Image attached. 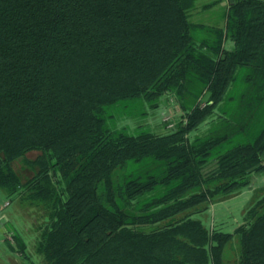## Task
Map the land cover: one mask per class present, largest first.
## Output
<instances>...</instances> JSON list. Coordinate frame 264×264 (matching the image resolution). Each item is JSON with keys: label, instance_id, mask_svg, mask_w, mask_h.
I'll use <instances>...</instances> for the list:
<instances>
[{"label": "trees", "instance_id": "1", "mask_svg": "<svg viewBox=\"0 0 264 264\" xmlns=\"http://www.w3.org/2000/svg\"><path fill=\"white\" fill-rule=\"evenodd\" d=\"M189 4L0 0V186L46 206V264H226L235 235L239 264H264V187L234 232L195 217L264 175V127L191 134L212 123L241 67L264 101V0H229L225 29L201 43ZM133 99L147 119L134 127L149 129L110 127L105 106ZM168 100L182 109L174 126L150 123Z\"/></svg>", "mask_w": 264, "mask_h": 264}, {"label": "rangeland", "instance_id": "2", "mask_svg": "<svg viewBox=\"0 0 264 264\" xmlns=\"http://www.w3.org/2000/svg\"><path fill=\"white\" fill-rule=\"evenodd\" d=\"M224 18L225 11L223 6L206 10L200 16H192L191 21L194 24L192 33L195 40L201 43L204 40L208 41L212 37L217 38L218 34L226 27V25H224ZM199 22H204L203 26L198 24ZM226 47H232L230 38L226 40ZM247 71L248 68L245 67H241L237 71V80L232 84L228 92L229 94H227V97L217 106L210 117L211 121L214 119L212 123H202L191 133L192 136H196L197 134L206 136L212 129H225L229 121H232V129H234V127H240L241 124L247 123V121L250 122L247 127L248 136H250V138L255 137L259 133L260 129L264 127V101L253 102L256 93L245 82V73ZM243 93H247V96L245 95L243 97ZM194 102L195 101L192 103ZM164 103L166 104L153 110L151 117H148L150 123L153 122L154 125L155 123L158 125L162 122L165 123L164 120L166 121L165 118L169 115L171 116L170 122L175 123L176 120L179 119V116L182 114L180 105L169 100ZM145 107L146 104L140 99L121 101L117 104L105 106L107 124L110 127L117 126L121 128L126 124L125 122H128L132 123L133 126L131 128L128 127L131 132L139 133L142 130H148L150 126L134 127L140 120L145 119V116L142 114ZM146 120L147 119L143 122ZM166 128L168 129V127ZM237 136L238 137L234 138V141L243 139L242 135L239 134ZM226 146H228V144ZM34 155V152L30 153L29 157L34 158ZM215 165V162H210L206 166L205 171H211ZM16 167L17 170L21 171L20 173L22 174L23 180L33 175V171L24 159L18 160ZM260 187H264V175L254 174L251 183L243 187L239 193H235V195L224 200L210 204L206 210L195 214V217L204 220L203 222L208 226L214 225L217 229L222 231L234 232L235 229L243 223L245 212L252 203L256 189ZM46 212L47 209L44 204L41 203L36 205L31 203L28 199L20 198L18 193L10 194L4 187L0 186V221L9 219L12 222L6 224V228L8 229L7 240H9L11 244L17 245L18 242L16 241L15 235L21 231L23 235L26 234L24 237L29 242L30 250H34L42 232L41 228L46 220ZM12 224L14 225L12 226ZM38 228H40V230ZM3 247L5 250H8V243L0 242V259H4L3 253L5 250ZM16 248L18 249L14 255L18 263L12 261V264H22V262L25 261V263L28 264L29 262L26 257L28 254L23 253L19 247L16 246ZM240 251L239 236L235 235L225 247V263L239 264ZM8 252L10 253V251ZM5 262H7L6 258Z\"/></svg>", "mask_w": 264, "mask_h": 264}, {"label": "crops", "instance_id": "3", "mask_svg": "<svg viewBox=\"0 0 264 264\" xmlns=\"http://www.w3.org/2000/svg\"><path fill=\"white\" fill-rule=\"evenodd\" d=\"M190 4L188 6V13H189V18L191 20V17H196V16H200L204 13V11L209 10L211 8L214 7H220L223 6L224 7V11H225V21H224V25H226L227 22V13H228V8H229V0H187ZM198 24L202 25L204 24V22H199ZM231 44L232 47L234 46V42L231 39ZM225 47H226V41H225ZM231 47V48H232ZM227 48V47H226ZM263 157H264V153H263ZM8 223H12L9 219L4 220V221H0V242L2 243H8V250H5L4 248V259H0V264H12L14 261H16V256L14 255L15 252H17L16 250L18 248L15 247V245H13V243L11 244L9 240H7V232L8 229L6 228V224ZM14 224H12L13 226ZM40 230V228H38ZM17 234V233H16ZM20 236V238L22 237L24 239L25 245L23 247L25 254H28L27 260H28V264H46L44 257L39 254V252L36 250V246L34 250H30V246H29V242L27 239H25L24 234L20 231L18 232V234ZM40 238V236H39ZM38 241V240H37ZM19 245V244H18ZM22 249V248H21ZM10 251V253L8 252ZM5 258L7 259V262H5ZM26 262V261H25ZM25 262H22V264H26ZM16 263H18L16 261Z\"/></svg>", "mask_w": 264, "mask_h": 264}, {"label": "built area", "instance_id": "4", "mask_svg": "<svg viewBox=\"0 0 264 264\" xmlns=\"http://www.w3.org/2000/svg\"><path fill=\"white\" fill-rule=\"evenodd\" d=\"M166 121H168L169 122V127H172V126H174V122H170V120H171V116L169 115V116H167L166 118Z\"/></svg>", "mask_w": 264, "mask_h": 264}]
</instances>
